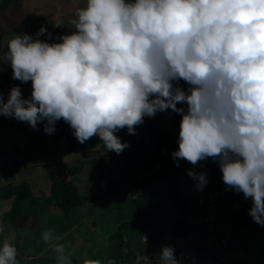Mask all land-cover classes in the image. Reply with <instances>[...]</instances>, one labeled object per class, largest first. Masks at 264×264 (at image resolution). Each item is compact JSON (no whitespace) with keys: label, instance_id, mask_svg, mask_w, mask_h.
I'll return each instance as SVG.
<instances>
[{"label":"clouds","instance_id":"9594fccd","mask_svg":"<svg viewBox=\"0 0 264 264\" xmlns=\"http://www.w3.org/2000/svg\"><path fill=\"white\" fill-rule=\"evenodd\" d=\"M69 23L67 35L52 37L41 26L34 36L14 34L8 41L0 61L9 64L13 80L30 81L31 90L22 97L13 84L6 99L0 93V116L33 130L40 124L46 135L63 119L79 143L96 135L118 155L130 145L115 132L135 135L144 117L170 110L180 116L172 165L212 158L223 192L250 197L247 215L264 226V0H84ZM123 158L127 167L135 161L131 154ZM122 165L116 170L123 172ZM183 169L189 188L208 184L205 171ZM141 175L123 176L137 191L130 179ZM9 179L4 174L0 183ZM216 193H203L211 207ZM10 208L9 200H0V230L7 228L2 215ZM41 238L57 264H71L52 230ZM16 257L15 245L0 243V264H17ZM158 258V264H181L169 245Z\"/></svg>","mask_w":264,"mask_h":264},{"label":"trees","instance_id":"16d2710c","mask_svg":"<svg viewBox=\"0 0 264 264\" xmlns=\"http://www.w3.org/2000/svg\"><path fill=\"white\" fill-rule=\"evenodd\" d=\"M3 1L4 0H0L1 4H3ZM1 10L0 5V12ZM43 23V18H38L37 20L33 16H28L23 20V23L17 25L16 32L26 33L33 31ZM1 40L2 39H0V47L2 46ZM53 42L59 41H49V43ZM0 66L3 67V71L0 73V77L3 79L2 83H0V93L4 94L5 99L7 98L9 88L13 84L19 85L21 93H23L27 88V82L21 83L18 80H13L11 67L6 61H0ZM28 83L31 82L28 81ZM179 84L182 89L187 87L183 81H180ZM177 106L179 107L180 104H177ZM167 112H169V117L171 119L169 122L171 125L167 128V132L165 130L161 131L160 126L157 124L156 129L151 127L150 132L147 133V136H151V138L147 143L140 144L141 153L139 157L133 162L131 160L128 164V167H130L143 162V164L136 166L138 168V173L146 174L147 178H149V181L136 178H134V180L130 179L139 187L136 193H143L144 191V193L137 198L130 197L131 192L127 188V185H129L127 181L120 184V182H116L113 178L112 170L120 167V163H117L116 167L111 170L109 167L114 166V163L108 161L103 156H100L92 162L89 161V164H87L90 170L95 171V173L101 172L103 175L107 176V181L102 184L100 189H95V187L80 188L72 184L71 181L50 177L49 181L51 184L49 183V186L42 192L43 194L36 197L33 195L31 186L24 180L18 179L19 182H14L16 179L14 174L19 176L18 168L11 174L12 170L8 162L1 160L0 178L4 176V174H7L10 179L7 183L0 186V200H9L11 208L2 215L7 228L0 230V243L3 242L2 239L4 236L9 243L14 242L13 245L17 248V264H57L56 258L49 257V252H44L46 254L39 253L43 249L52 250L50 243H45L42 239V244L37 246V249H34L31 246L24 245V243H28L29 245H31V243L29 241L24 242L20 238V235L27 234L25 229L26 222L29 219L35 220V218L39 217L37 221H40L42 220V216L52 213V208H54L59 215L66 216L69 211L85 203L92 206H104L107 221L117 225L114 232L115 238L113 236L114 244L108 245L106 251H104L106 257L103 256L100 259L102 255L98 251H92L94 253L93 255L91 253L92 256H90V260H100L101 264H106V261L109 259L113 261V264H148V261L144 258L145 256L151 262H158V254L161 246H171L165 239L167 235L171 239H187L191 232H195L196 236L201 238H209L210 235L214 236V239L210 242V249L206 244L197 246L201 248L206 259L215 262L216 257L213 255L212 248L215 243L220 241L219 238L226 236L224 227L222 226L224 218H221L228 217L230 213V226L237 235L245 229H250L251 232H253V229L258 230L254 225L256 223L247 215V210L251 205V198L249 197L245 200L243 198V193H224L225 184L221 180V173L217 164L213 161H209L206 158L199 163L196 172L205 170L208 180V184L202 190L196 191L193 189V186L189 188L187 182L182 183V179H185L187 174L184 172L181 160L179 161V167L173 166L174 161L170 156V153L177 149L176 137L179 132L178 125L180 116L170 110ZM57 123L60 125L58 137L65 136L67 131L65 130V126L67 123L63 121V125H61L60 120L57 121ZM148 123L151 126L154 122L149 121ZM145 125H147V123L142 127L141 125L136 127L144 128ZM49 138L50 136L47 140ZM140 138L142 137L140 136ZM45 139L46 137L44 136L38 140L34 138V141H30L25 148L38 147L45 142ZM64 140L68 143L69 147L58 154L60 159L72 151L71 139L66 137ZM14 146H12L11 152L15 154V157L8 158L13 160L16 167H19V163L27 161V157H23L24 155L20 156L19 152L23 154L24 149L19 150L16 147L14 148ZM133 147L136 146L133 145ZM162 151H164V153H162ZM1 153L2 150L0 151V154ZM42 159L44 160L46 158L43 157ZM59 160L49 161L48 163L45 162L44 166H54ZM182 161L184 160L182 159ZM25 166L27 167L29 165ZM68 171L75 175L80 172V169L70 167ZM117 172L120 173V170H117ZM122 173H124V171ZM127 173L129 172L126 169L125 174ZM130 173L135 174L136 172L133 171ZM121 186H124L126 189H123ZM165 186L166 188L164 192H162ZM186 187L189 189V193L185 196L184 192ZM208 190L217 191L216 199L213 201L212 207L207 204L203 198V193ZM161 215L162 221H160ZM189 216H192L193 219L196 220V223L198 220L200 222L191 225L188 220L192 217ZM204 217L206 220H204ZM211 217H213L212 223H210ZM45 218L46 217H43V219ZM39 224L44 228L43 231L38 230V232H40L39 235L45 231L53 230L46 224L45 219L42 222H37L31 233L36 232ZM208 224H210V226H208ZM202 230L204 232H201ZM55 233L59 234L57 230ZM138 234L140 237L134 239ZM142 234H144L143 237H146V240H144L143 237L141 238ZM253 236L255 237V234H253ZM216 237L217 240L215 241ZM125 241L128 242V249L122 254L121 252L124 248ZM240 241H242V239ZM96 248L98 247L96 246L95 249ZM255 249H257L256 246ZM227 251L228 250L224 248V254H226ZM260 252L262 254L261 260H263L264 248L263 250L261 248ZM51 253L52 251H50V254ZM181 253L183 252L174 249V255H182ZM217 253L221 255L223 252L219 251ZM253 254L257 256L258 252H254ZM68 258L71 260V264H83L84 262H81L76 257ZM258 263L259 259L257 260V264ZM261 263L262 261L259 264Z\"/></svg>","mask_w":264,"mask_h":264},{"label":"rangeland","instance_id":"374dc122","mask_svg":"<svg viewBox=\"0 0 264 264\" xmlns=\"http://www.w3.org/2000/svg\"><path fill=\"white\" fill-rule=\"evenodd\" d=\"M0 5L2 9L0 12V39H2L0 53H3L6 51L7 43L13 37V35L22 34L16 32L17 25L23 23V20H25L28 16H33L37 20L38 18L44 19L43 24L35 28L33 31L26 32V34L30 36H34L41 26L45 27L47 32L51 33L52 37H58L61 34H70L73 29L69 21L73 18L74 9L76 7L84 6V0H4L3 4L0 2ZM55 25H58V27ZM39 38L42 41L46 39L44 35H41ZM51 40L54 39H48V42ZM2 71L3 67L0 66V73ZM2 81L3 79L0 77V83H2ZM27 85L28 89L21 93L22 97H27L30 95L31 83L27 82ZM167 111L168 110L165 112H158L150 118L144 117L141 127L146 123L147 125H145L144 128L134 126L136 132L135 135H128L126 133V129H120L119 131L115 132L114 135L119 136L122 142L128 141L130 145L118 155L110 150H105L103 143L96 135L90 137L83 144L79 143L72 135V129H70L68 124H66L65 130L67 131L65 136L71 139L70 143L72 146V151L64 155L61 159L58 154L69 146L64 140L66 138L65 136L58 137L60 125L57 122L55 124L54 134L46 135L41 129L40 124L37 125L35 130H33L27 125L26 122H18L12 118L6 119L0 116V151L2 150V153L0 154V162L1 160L8 162L11 170L13 171L11 174L14 173L18 168L19 176H15L16 179H22L30 184L35 197L43 194L42 192H44L46 187L49 186V183L51 184L49 181L50 177L71 181L72 184L80 188L95 187V189H100L102 184L107 181V176L103 175L101 172L95 173V171L90 170L89 166L87 165L89 164V161L92 162L98 159L100 156H103L108 161H112V163H114V166L109 167L112 170V168L114 169L116 167L117 163H120V165L124 163L123 157L125 154H131L132 157L137 160V157H139V154L141 153L140 144L147 143L151 138V136H147V133L150 132L151 127L156 129V126H161L162 123L163 127H161V131L165 130L167 132V128L169 125H171L169 124L171 119H169V112ZM159 118L161 119V122ZM149 121H152L155 124L153 123L150 126L148 123ZM60 122L61 125H63V119H61ZM42 136L46 137L44 143L40 144L38 147L25 148L30 141H34V138L38 140ZM49 136L50 138L47 140ZM140 136L142 138H140ZM133 145L136 147H133ZM12 146L19 150L24 149L23 154L19 152L20 156L24 155L23 157H27V161L22 162L24 165L19 163V167H16L13 160L8 158L15 157V154L11 152L13 148ZM43 157L46 159L43 160ZM207 159L209 161L212 160V158ZM57 160H59V162L54 166H44L45 162L48 163L49 161L52 162ZM124 164L121 167V169L124 170V173H122L121 170L120 173L117 172L116 169L112 170L114 180L116 182H120V184H122L123 181L127 179L125 176H123L126 169L129 172L127 175L132 176L133 173L131 174L130 172L137 170L138 168L136 166L143 164V162L137 163L136 165L130 167H127L126 162ZM25 165L29 166L26 167ZM186 166L187 169L194 167L184 160L183 168H186ZM198 166L199 165H196V167ZM70 167L79 168L80 172L73 175V173L68 171ZM141 179L149 181V178H147L146 174H142ZM3 183L4 182L0 183V185H3ZM121 187L126 189L124 186ZM128 187L130 188V197L132 198H137L144 193V191L143 193H136L135 188L131 185H128ZM184 194L185 196L188 195L187 187ZM5 206L6 205H4L3 208ZM52 209L51 212L54 214L50 213L49 215L47 214L44 216L46 217V224L53 229V235L59 237V240L54 241V243L64 245V254L67 257H76L81 262H83L85 260L91 259L90 256L94 254L92 251L100 252L102 255L100 259L103 256L106 257L104 251H106V247L108 245L114 244L113 236L115 238L114 232L117 228V225H114L113 222L111 223L110 221H107V216H105L104 212V206H92L85 203L73 209L72 211H69L66 216L59 215V213L56 212L54 208ZM230 215L231 213L228 215V217H224V220L228 224H230ZM45 219L42 218L41 221ZM31 220L32 219H29L26 222L25 232L27 231V234H21L20 238L24 242L29 241L31 243V245L28 243H24V245L37 249V246L42 244V238L41 235H39L40 232H38V230L43 231L44 228L41 224H39L37 226L36 232L31 233L33 232L32 230L34 229L35 224L38 222L37 219ZM188 221L191 225L200 222L198 220L196 223V220H194L193 217L189 218ZM254 225L258 230L253 229V232H251L250 229H245L242 230L239 235H237V233H235L229 225V228L224 231L226 236L219 238L220 241L215 243L212 248L213 255L216 257L215 262L206 259L201 248L198 247L200 244H206L210 249V242L212 239H214V236L210 235L209 238H201L196 236L195 232H191L187 239H171L168 235L165 237V239L174 249L183 252L181 253L182 255H174L181 260V264H251L250 258H256L257 260L259 259V263L262 261L261 264H264V259L261 260L262 254L260 252L261 248L262 250L264 248V226H258L257 224ZM56 230L59 234L55 233ZM201 232L204 231L202 230ZM253 234H255V237ZM143 236L144 234H142L141 238ZM139 237L140 235L138 234L134 237V239H138ZM241 239L242 241H240ZM2 240H7V238L4 236ZM216 240L217 237L215 238V241ZM10 243L14 244V242ZM254 245L257 249H255ZM96 246L98 248L95 249ZM224 248L228 250L226 254H224ZM50 251H52L51 254ZM219 251H222L223 253L218 255L217 252ZM44 252H49V257L56 258V253L53 250L43 249L39 253L46 254ZM254 252H258V255H254ZM152 264H158V262L153 261Z\"/></svg>","mask_w":264,"mask_h":264},{"label":"crops","instance_id":"0c3cea01","mask_svg":"<svg viewBox=\"0 0 264 264\" xmlns=\"http://www.w3.org/2000/svg\"><path fill=\"white\" fill-rule=\"evenodd\" d=\"M199 163H200V161H198L196 165H199ZM188 164L192 165L190 162H188ZM181 165H183L182 159H181ZM196 165L194 167L189 168V169H193L194 171H197L199 166L196 167ZM186 169H187V166H186ZM136 171H138V170H135V172ZM200 171H205V170H200ZM223 218L224 217H222L221 219H223ZM222 226L224 227V230H227L229 228V224L224 219H223V225ZM250 259H251V264H257V259L256 258H250Z\"/></svg>","mask_w":264,"mask_h":264},{"label":"water","instance_id":"95a60500","mask_svg":"<svg viewBox=\"0 0 264 264\" xmlns=\"http://www.w3.org/2000/svg\"><path fill=\"white\" fill-rule=\"evenodd\" d=\"M161 220H162V217H161ZM127 249H128V242L125 241L124 248L121 253L123 254L125 251H127Z\"/></svg>","mask_w":264,"mask_h":264},{"label":"built area","instance_id":"2783aa9c","mask_svg":"<svg viewBox=\"0 0 264 264\" xmlns=\"http://www.w3.org/2000/svg\"><path fill=\"white\" fill-rule=\"evenodd\" d=\"M208 226H210V224H208Z\"/></svg>","mask_w":264,"mask_h":264}]
</instances>
